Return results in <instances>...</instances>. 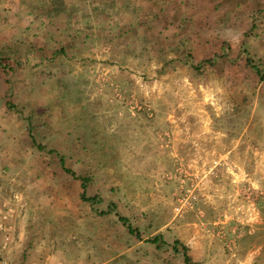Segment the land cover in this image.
I'll return each mask as SVG.
<instances>
[{
	"label": "rangeland",
	"instance_id": "obj_1",
	"mask_svg": "<svg viewBox=\"0 0 264 264\" xmlns=\"http://www.w3.org/2000/svg\"><path fill=\"white\" fill-rule=\"evenodd\" d=\"M55 1L0 0V191L27 256L183 264L146 241L163 233L200 264H264V80L245 59L264 68V0H63L61 13ZM184 51L227 56L199 72L171 64ZM49 147L91 171L101 203L80 198ZM111 202L141 240L98 213Z\"/></svg>",
	"mask_w": 264,
	"mask_h": 264
},
{
	"label": "trees",
	"instance_id": "obj_2",
	"mask_svg": "<svg viewBox=\"0 0 264 264\" xmlns=\"http://www.w3.org/2000/svg\"><path fill=\"white\" fill-rule=\"evenodd\" d=\"M54 2V1H53ZM108 5L110 6V9H112L113 7H115L117 4L116 0H110L107 1ZM51 5H55L58 7V12L61 13V10L63 8L65 4V2L63 0H56L55 3H51L49 2V6ZM53 15V14H52ZM145 20L147 23L149 24H154V17L153 15L146 14L145 15ZM189 22L186 19H183L180 21V28H187L189 29L190 25L188 24ZM253 27V26H252ZM227 56L226 52L223 53H217L212 57L209 58H204V59H198V55L197 53H195V51H184L182 52L178 58H176L174 61H167V63L171 62V64H175L178 66H181L182 64L185 65H189L190 67H192L193 69H195L196 71H202L205 67L207 66H215L220 59L225 58ZM246 59V65L247 67L251 70L252 73L256 74L261 80H264V68L262 65H260L259 63H256L253 58L247 54L245 56ZM169 65V64H166ZM13 106V105H11ZM29 132L31 134L33 143L35 145H37V147L41 150L46 149L47 147L42 145L41 143H39L36 139V137L32 134L33 133V129L32 126H29ZM104 143V142H103ZM105 145V143H104ZM104 150H101L102 152V157L104 159H107L109 157V155H111L115 149L110 147L108 148V146H104L103 148ZM49 152L52 154H55L59 160H60V164L61 167L63 169V171L69 175H71L73 178H75L76 180H80L81 181V187H82V191L80 192V198L83 201L89 202L92 206H95L98 203L102 202V197L100 195H88V186L91 184L92 179H93V174L91 173V171H89L90 173L86 174H79L73 167L69 166L67 164V155L62 153L61 151H59L56 148L53 147H49ZM93 154L95 153V151L92 152ZM101 167L102 168H110L113 169L115 166H113L111 163L105 161L101 163ZM112 212H115V214L118 216V219L127 227L128 231L130 234L132 235H136L138 237L139 240L142 239V233L138 228H135L133 226V224L130 222L129 218L126 216H122L120 214V212L118 211V206L111 202L106 210H101L98 211V213L100 215H107L110 214ZM262 213L264 214V207H262ZM58 225L55 226V228H57ZM62 232V237L64 238V233L67 232V227H63V229L61 230ZM147 242L155 244L157 246V248H162L166 245L170 246V248L172 249L173 253L176 255H181L182 256V263L183 264H200L199 262L195 261L193 259V257L191 256V254L189 253V248L188 246L183 243L180 239H175L172 243H168L164 237L163 233H158L156 235H153L152 237H148L146 239ZM32 243L29 242L28 245L25 247L24 251H23V255L22 257H26L27 253L29 251V247H31Z\"/></svg>",
	"mask_w": 264,
	"mask_h": 264
},
{
	"label": "crops",
	"instance_id": "obj_3",
	"mask_svg": "<svg viewBox=\"0 0 264 264\" xmlns=\"http://www.w3.org/2000/svg\"><path fill=\"white\" fill-rule=\"evenodd\" d=\"M3 200L9 204L7 207L10 211V228L6 231V234L2 232V244L4 246L3 248V255L12 263V264H36L40 263L43 264L47 262V264H55L54 262H57L59 264H65L64 255L61 252H57L55 254L53 253H47L48 250L42 247V246H36L34 249L31 250L30 254L26 257H22L23 251H24V244L26 239V228L22 224L21 221V215L19 213V209L17 206H14V204L10 203L8 198L0 191ZM142 242V241H140ZM127 250L125 249L123 252L119 254H115L111 258L117 259L121 258L123 256L122 254H125ZM74 262H77L79 260H73ZM81 262H84V259H81ZM80 261L78 262V264Z\"/></svg>",
	"mask_w": 264,
	"mask_h": 264
},
{
	"label": "built area",
	"instance_id": "obj_4",
	"mask_svg": "<svg viewBox=\"0 0 264 264\" xmlns=\"http://www.w3.org/2000/svg\"><path fill=\"white\" fill-rule=\"evenodd\" d=\"M10 211L7 207V203L3 200V197L0 193V264H12L4 255H3V243L2 244V232L6 234L8 228H10Z\"/></svg>",
	"mask_w": 264,
	"mask_h": 264
}]
</instances>
